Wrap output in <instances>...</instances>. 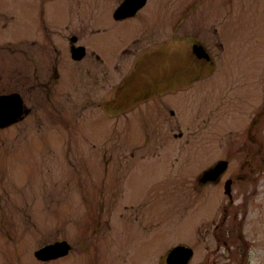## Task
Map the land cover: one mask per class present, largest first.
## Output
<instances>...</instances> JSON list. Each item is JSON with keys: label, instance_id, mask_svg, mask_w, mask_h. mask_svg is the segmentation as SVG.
<instances>
[{"label": "rangeland", "instance_id": "rangeland-1", "mask_svg": "<svg viewBox=\"0 0 264 264\" xmlns=\"http://www.w3.org/2000/svg\"><path fill=\"white\" fill-rule=\"evenodd\" d=\"M0 1L9 6L8 0ZM180 1L173 4L177 13L191 11L194 16H203L204 29L211 34L219 30V26L212 27L214 21H221L224 28L218 32L227 34L223 49L210 47L214 61L203 62L208 68L200 76L184 71L191 65V50L167 45L156 56L154 66L145 68V72L160 70V79H148L142 71L133 70L132 63L121 59L122 49L137 35L131 38L113 29L107 35L114 48L111 82H83L78 77L61 84L53 92L59 107L54 110L40 90L24 93L27 116L0 130L4 142L0 143V203L11 208L1 209L0 221L6 228L9 219L16 224L11 239L4 238L0 227V264H42L35 259V251L56 240L67 241L71 250L68 256L49 264H89L86 258L76 262L73 246L76 223L90 234L88 225L94 219L89 203L97 199L87 178L98 177L94 171L99 169L89 167L94 166L95 158L112 159V176L104 198L117 204L111 217L113 234L126 231L122 213L131 218L133 212H125V206L137 208L141 219L140 230L130 229L128 240L125 238L127 248L117 245L122 255L110 252L103 264H158V259L166 264L169 251L179 244L196 249L189 264H239L234 245L238 237L248 263L264 264V175L253 179L259 168L252 175L242 168L250 148L248 142L237 139L234 127L248 125H237L235 115L240 114L222 111L218 104L222 93L243 91V75L250 79L253 66L264 65V0H205L198 9L200 3L192 8L193 0ZM14 2L22 16L33 18L28 41L42 34L45 26L68 20L66 0L45 5L33 0ZM161 5L159 14L149 17L148 27L156 36L174 31L166 9L172 6ZM31 10L35 13L30 14ZM80 14L81 33L86 31L81 43L88 45L96 16L90 14L88 2L82 3ZM84 24L88 30H83ZM165 37L167 43L170 36L161 39ZM12 74L0 64V75ZM223 74L231 76L222 79ZM14 85L5 80L1 88L10 92ZM255 88L257 97L264 96V91L260 94L263 87L255 84L251 90ZM137 93H142L137 103L127 102ZM109 96L111 104L107 108ZM225 155L235 158L231 165L234 173L241 166L242 180L234 188L233 206L226 201L222 183L197 185L202 172ZM76 161L80 176L86 178L81 188L75 178ZM258 167L264 171V163ZM248 171L250 174L245 175ZM227 206L238 215L235 220L231 215L224 223L221 212ZM103 218L110 216L103 213ZM224 230L227 234L222 237ZM198 235L202 236L200 241ZM101 252L107 255L109 251Z\"/></svg>", "mask_w": 264, "mask_h": 264}, {"label": "flooded vegetation", "instance_id": "flooded-vegetation-1", "mask_svg": "<svg viewBox=\"0 0 264 264\" xmlns=\"http://www.w3.org/2000/svg\"><path fill=\"white\" fill-rule=\"evenodd\" d=\"M30 1L32 2V0ZM55 1L56 0H33V2H37L40 5ZM66 1L67 22L60 24L54 23L53 27L45 26L42 30V34L37 35L32 41L28 40L30 39L31 28L34 23L32 20L33 18L31 17L27 19L25 16H22L21 12L16 10L14 0H8L9 6L6 7L0 1V64H2L4 68L8 67V70H11L13 73L12 75H0V95L17 93L23 98L25 92H36L37 90H40L46 101L54 110L55 108L59 109V107L56 106L57 103L54 102L55 95H53V92L55 90L58 91L61 84L70 83L71 80L78 79V77H81V81L83 82H85V80H93V82H111L114 48L111 36L108 38L107 35H109L110 31L113 29L120 30L123 34H130L131 38L137 35V37L130 42L131 44H127L126 47L122 49L121 59L124 62L132 63L134 67L133 70L142 71L144 76L152 81H158L160 79V70L145 72V68L148 66H154L155 58L160 53L162 47L168 45L169 48L171 47L175 50H191V53H189L191 65H186L185 69L183 66H177V69L195 72L200 76L203 71L208 68L207 65L204 67L203 62L211 63L214 61L209 54L210 47L223 49L225 44L224 41L227 37L226 33L218 32L224 28L221 21H214V26L212 27L216 28V26H219V30L216 29V34H211L208 30L204 29L206 26H204L205 23L203 16L198 15V13L194 16L191 11L177 13L173 6L176 0ZM142 1L144 2L143 6L139 8L134 15L122 17L117 13L125 2L140 5ZM204 1L205 0H193L192 5L194 6H192V8H196L195 5L200 3L196 8L198 9ZM225 1L234 3V1L242 0ZM84 2L89 3L90 14L96 16L93 22L94 26L90 28L91 42L88 45L81 43L84 34H86V31L81 33L82 28L80 21V7H82V3ZM110 3H115L116 5L112 7V4ZM161 4H163V8L168 4L172 6L170 8L168 5V8L166 9H169L167 13V21L173 24L174 31L169 35L159 34V36H156L155 32L148 27L150 22L149 17L159 14V10L162 6ZM104 5H106V8L104 12H102V7ZM29 13L34 14L35 11L31 10ZM83 30H88V26L85 25ZM162 36H170L167 39V43L164 42L167 37L161 39ZM209 41H215L216 43ZM261 44L264 45V43ZM195 50L205 51L208 56H210V59L199 58ZM74 52H80L83 54V57L81 59H74ZM221 67L222 70L225 69V65H222ZM259 70H262L263 73L261 72L259 75H256ZM228 76L231 75L223 74L222 79ZM243 78V91H239V89L238 91L222 93V96H218V104L222 111L231 112L234 110L235 114H240L238 117L235 115V119H238V122L236 121L237 125H248L247 128L234 127V133L238 140H244L245 143L248 142V148H250L247 153V157L249 158L246 156L244 157L242 168H247L251 172V175L254 173L255 169L259 168L258 174L253 178L259 179L260 175H264V171L260 169V167L263 166L259 165L260 167H258L259 163H264V159L258 160V158H264L263 154H261L262 148H264V96H260V98L257 97L259 92H256V88L255 90H251V88L255 84H259L260 87L264 88V65L261 68L253 66V74L249 77L250 79H247L245 75H243ZM5 80L9 83L15 84L14 87H10V90L13 89L14 91L9 90L10 92H8L1 88V83ZM254 91L255 93H253ZM263 91L264 90H260V94ZM142 93H137L134 98H127V102H133V104L137 103ZM171 101L174 104V100L171 99ZM110 104L111 96H109V100L106 102L107 108H109ZM25 108L26 110L28 109L26 106ZM243 117L246 119L241 120ZM20 121L8 127L1 128L0 130L9 129ZM232 125H234V123ZM182 136V134L179 135L180 138H182ZM187 142L189 143L188 140ZM0 143L4 142L0 139ZM236 152L238 153L239 151L237 150ZM77 160L80 162L84 161L83 158H77ZM234 160L235 158L232 155H225L223 158H219L213 162L212 165L207 168L208 170H204L201 176L197 178V185L201 187H203V185L206 186L209 184L222 183L226 201H228L231 206L235 205L234 188L236 190L237 183L242 180L240 176V165L236 173L231 170V165ZM94 163V166L89 167L91 169H99V171H94L98 174V177H95L92 180L91 177L87 178L91 182L90 185L92 186L93 198L97 199V202L89 203L90 209L94 213V219L88 225V231L90 234H86L84 227L79 223H76L73 252L75 254L74 259L76 262L78 258H86L89 261V264H103L107 261V256L110 255V252L122 255V252L118 251L119 247L117 245L127 248L128 242L125 243V238H127V241V234L130 229H132V231L134 230V232L140 230L141 219H138L137 208L125 206V212H133L131 218H128L126 213H122L121 218L125 221L122 222L123 228H126V231H123L122 234H113L111 217L113 216V207L117 204L111 203L109 199L106 200L104 198V195L108 190V187L106 186L107 183H109L108 179L112 176V159L95 158ZM85 167V165L81 166V168ZM249 171L246 172L245 175L250 174ZM75 174L78 186L81 188L82 185H84V180L86 178L80 176L81 173L77 161ZM249 177L252 178V176ZM227 184L229 185V194H226L225 192ZM88 192H90V190ZM1 209L9 211L11 208L8 204L0 203V211ZM230 209L233 208L227 206L223 212H221L224 223L230 219L231 215H233V220L237 218L238 214L231 213ZM103 213L110 216V218H103ZM8 222L9 228H6L1 221L0 227L2 231L5 232L3 234L4 238L11 239L10 233L12 232L13 226L14 231H16V224L12 219H9ZM219 236L220 233H218V237ZM201 237L202 236L198 235L199 241L201 240ZM63 241L64 240H56L45 246ZM237 241L241 243V237H238V240L234 241V245ZM243 245L249 246L244 241ZM178 246H186L192 249L194 256L196 250L194 247L187 244H179L173 247V249ZM173 249H171L169 253ZM135 250L138 251L139 249L135 247ZM101 251L109 252L106 255ZM193 256L189 263L193 260ZM247 258L248 257L245 255L242 256L243 264H249ZM35 259L42 264L55 262V260L46 262L40 261L37 258ZM160 260L161 259H158V264H161Z\"/></svg>", "mask_w": 264, "mask_h": 264}, {"label": "water", "instance_id": "water-1", "mask_svg": "<svg viewBox=\"0 0 264 264\" xmlns=\"http://www.w3.org/2000/svg\"><path fill=\"white\" fill-rule=\"evenodd\" d=\"M143 4V1L140 5H134L125 2V4L120 7L117 13L122 17L134 15L136 11L143 6ZM195 52L201 59H210V56H208V54L203 50H195ZM82 56L83 54L79 55L77 52L74 54L75 59H80ZM25 116L26 112L24 111L23 107V99L20 97V95L12 94L0 96V128L11 125ZM225 192L226 194L230 193L228 184L225 187ZM62 247L58 250L42 249L36 252V257L42 260H49L59 256H64L68 253L69 247L67 244L63 245ZM192 256V249L185 246H178L169 254L167 258V264H188Z\"/></svg>", "mask_w": 264, "mask_h": 264}, {"label": "bare ground", "instance_id": "bare-ground-1", "mask_svg": "<svg viewBox=\"0 0 264 264\" xmlns=\"http://www.w3.org/2000/svg\"><path fill=\"white\" fill-rule=\"evenodd\" d=\"M43 261V260H42Z\"/></svg>", "mask_w": 264, "mask_h": 264}]
</instances>
